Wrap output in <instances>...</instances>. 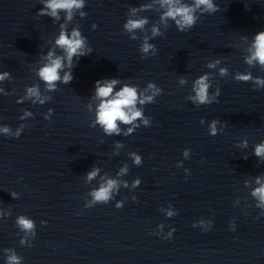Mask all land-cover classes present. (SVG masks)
<instances>
[{"label":"water","instance_id":"water-1","mask_svg":"<svg viewBox=\"0 0 264 264\" xmlns=\"http://www.w3.org/2000/svg\"><path fill=\"white\" fill-rule=\"evenodd\" d=\"M46 3L0 29V75L8 73L0 128L10 129L0 132V264L12 254L20 264H264V206L253 195L264 185V157L255 155L264 142V86L255 83L264 66L247 63L264 32V0H212L218 10L201 5L184 32L161 19V0H83L70 20L66 10L41 15ZM129 19L147 23L129 32ZM62 30L79 31L92 51L74 56L71 69L65 60L59 74L73 80L50 91L39 71L50 51L65 55L55 43ZM204 75L209 97L220 91L210 105L189 99ZM105 79L120 81L114 92L135 87L138 98L152 95L149 83L162 93L137 102L142 117L117 120L120 134L109 135L95 122V82ZM31 87L43 103L27 97ZM108 180L117 188L94 202ZM21 216L32 232L20 228Z\"/></svg>","mask_w":264,"mask_h":264},{"label":"clouds","instance_id":"clouds-1","mask_svg":"<svg viewBox=\"0 0 264 264\" xmlns=\"http://www.w3.org/2000/svg\"><path fill=\"white\" fill-rule=\"evenodd\" d=\"M162 6L166 5L167 10L161 19L171 18L175 20V23L178 27V30L184 32L186 29L192 28L196 23V17L194 12L201 5L209 12L217 11L218 8L212 3V0H195L194 5L181 4L180 0H161ZM83 7V0H47L44 9H41V15H50L52 17H58V10H66L68 12L67 19L72 18V9ZM50 10V11H47ZM84 15V13H81ZM147 23L146 19L132 20L129 19L125 24L124 28L131 32L135 29L142 28ZM96 27V25H94ZM153 35H159V31L156 28L152 30ZM135 39V37H133ZM56 45L60 47L65 55L63 57L56 56L53 58V53L50 51L48 53L49 63L43 66L39 71V77L42 81L45 82L46 87L50 91L56 90V82H61L64 84H69L73 80V75L71 71L66 72L61 78L59 71L64 68V61H67V66L69 69L74 67L72 60L74 56L82 57L87 56L91 53L92 49L86 47V41L77 30H73L69 36L65 31H61L59 38L55 41ZM255 51L252 53V56L248 58L247 63L251 64L254 60L258 61L261 66H264V32L259 33L255 39L254 45ZM154 49V45L147 43V39L141 46V51L148 53L150 50ZM216 63H219L217 61ZM215 63L208 65L209 68L215 67ZM227 70L221 69L220 74L226 75ZM8 73L0 75V80L4 79ZM236 79L247 81L251 79L250 75H241L237 74ZM120 81L118 79H105L103 83L100 80L95 82V96L100 99V104L98 105L96 112V123L100 124L105 133L112 135L120 134V128L117 124V120L121 121L125 125H131L137 118L142 117V112L137 109L135 106L137 102L140 104L151 103L155 96L161 95L162 89L156 87L155 84L149 83L148 89L152 90V95H145L142 98H138L137 89L135 87H130L125 85L119 91L114 92V87ZM185 81L182 79L181 83ZM255 83L258 86H264V80L256 78ZM209 83L208 76L204 75L195 80L193 85L194 96L189 97L194 103L198 105H210L213 101L218 102V96L220 91H217V94L213 97H209ZM27 97H35L33 103L39 101L43 103L44 100L41 98L39 90L37 87H31L27 89ZM52 109H49V112H52ZM47 118V117H46ZM143 123L145 125L149 124L148 119H144ZM0 132L5 134L10 132L8 127L0 128ZM127 132L130 134L133 132V128H128ZM20 129L17 130V137L19 136ZM211 135H216V121L214 120L210 127ZM185 156L188 155L187 151L184 153ZM134 155L135 163L139 165L141 163L140 156ZM256 156L264 157V142L256 146L255 149ZM121 171H124L122 169ZM96 175V171H92L88 174V178L92 179ZM140 181L137 180L138 184ZM259 183V180L257 181ZM117 188V182L115 180H108L105 185H102L99 190L93 191L91 193L94 202H107L110 199V194L113 189ZM254 196H257L260 205L264 206V185L257 188L254 193ZM15 197V193H13ZM118 209L121 208V204H117ZM169 216L172 215L171 212L168 213ZM18 225L25 232H32L34 229V222L32 220L26 219L24 216H21L17 220ZM46 223V222H42ZM195 227V225H193ZM169 232L166 238L170 239L173 235V232ZM23 243V241H21ZM7 264H20V258L12 254L7 257Z\"/></svg>","mask_w":264,"mask_h":264}]
</instances>
